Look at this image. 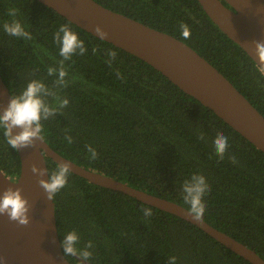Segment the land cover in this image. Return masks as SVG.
I'll return each instance as SVG.
<instances>
[{
    "label": "trees",
    "instance_id": "16d2710c",
    "mask_svg": "<svg viewBox=\"0 0 264 264\" xmlns=\"http://www.w3.org/2000/svg\"><path fill=\"white\" fill-rule=\"evenodd\" d=\"M94 1L191 47L264 116V74L197 0ZM5 22L19 23L29 35H9ZM181 23L189 26L190 38L182 36ZM61 25L84 41V55L79 49L68 60L60 55L55 34ZM0 76L13 98L32 82L44 86L39 98L55 113L41 117L42 138L86 169L187 209L183 184L193 174L203 175L211 186L203 220L264 260V153L152 66L37 0H0ZM64 100L68 103L61 106ZM218 132L228 137L223 160L213 146ZM45 160L50 178L59 166ZM0 170L10 179L20 171L17 151L3 129ZM53 202L60 243L73 230L80 251L91 240L93 257L85 260L90 264H172V257L175 264H251L191 223L70 171ZM145 207L152 209L151 217L144 216ZM66 258L83 264L75 256Z\"/></svg>",
    "mask_w": 264,
    "mask_h": 264
},
{
    "label": "water",
    "instance_id": "95a60500",
    "mask_svg": "<svg viewBox=\"0 0 264 264\" xmlns=\"http://www.w3.org/2000/svg\"><path fill=\"white\" fill-rule=\"evenodd\" d=\"M66 20L101 39L94 31L99 25L108 33L103 39L152 66L185 94L210 109L256 149L264 153V116L210 63L179 39L108 9L94 0H37ZM208 18L259 66L254 43L264 41V0H197ZM223 1L228 5L226 6ZM102 40V39H101ZM264 74V69H261ZM13 99L0 76V114ZM20 129H14L17 134ZM17 151V150H16ZM20 171L11 180L0 170V195L8 188L22 190L31 205L27 226L0 216V264H71L65 257L57 233L55 205L47 199L39 181L49 180L45 158L88 182L118 191L170 213L196 226L251 264L264 260L250 247L211 226L195 221L189 209L105 174L86 169L54 151L43 138L17 151ZM35 165L44 175L33 174ZM83 264H90L78 255Z\"/></svg>",
    "mask_w": 264,
    "mask_h": 264
},
{
    "label": "clouds",
    "instance_id": "9594fccd",
    "mask_svg": "<svg viewBox=\"0 0 264 264\" xmlns=\"http://www.w3.org/2000/svg\"><path fill=\"white\" fill-rule=\"evenodd\" d=\"M10 12L9 15H13ZM180 29L182 36L185 39L190 38L191 30L187 24L181 23ZM4 31L12 36H28L21 25L17 22L11 24L4 23ZM94 31L103 40L108 33L103 31L97 25ZM62 34V37H61ZM30 38V37H29ZM55 39L61 43L60 55L65 60L71 58L73 54L79 49V54L84 55L87 51L85 43L81 40L78 34L71 29L69 25H61L59 31L55 34ZM255 55L259 60V69H264V41L255 42ZM96 49H93L95 52ZM108 55L115 59L116 52L110 51ZM53 70L49 69V74ZM64 71L60 72V77L63 79ZM44 90V86L38 82H32L27 86V89L19 97H15L10 101L9 106L2 114H0V129H3V135L6 137L7 144L14 150L19 151L22 148L29 147L33 144L36 138H42V126L40 124L41 117L47 119L48 116L55 113V109H50L39 98V93ZM68 101L64 100L61 106L67 105ZM20 129L17 134H13L14 129ZM201 139H204L201 134ZM214 151L219 160H223L228 151V137L223 132H218L213 141ZM92 158H96L95 150H92ZM233 164L236 163L235 156L230 157ZM33 174L40 176L44 175V171L38 169L35 165L31 169ZM69 168L67 165H61L58 170L50 175L48 181L40 180V186L45 190L47 199L53 200L57 193H59L68 184ZM211 191V186L206 183V178L203 175L193 174L190 180H186L183 184V200L189 205L188 214L192 219L202 222L204 213L206 211V204L204 203L205 195ZM31 205L29 201L22 195V190L17 188H8L0 195V216L6 215L10 221L16 222L21 226H27L30 223L29 212ZM145 217L152 216V209L145 207L143 209ZM80 237L78 233L73 230L69 232L61 242V247L64 255L76 256L79 255L84 260H89L93 257V253L88 249L93 248L94 244L91 240L87 243L85 249L80 251L76 244ZM4 258L0 257V261ZM176 257H172V264H175Z\"/></svg>",
    "mask_w": 264,
    "mask_h": 264
},
{
    "label": "flooded vegetation",
    "instance_id": "af4514ba",
    "mask_svg": "<svg viewBox=\"0 0 264 264\" xmlns=\"http://www.w3.org/2000/svg\"><path fill=\"white\" fill-rule=\"evenodd\" d=\"M11 180H16V178L15 179H11Z\"/></svg>",
    "mask_w": 264,
    "mask_h": 264
}]
</instances>
